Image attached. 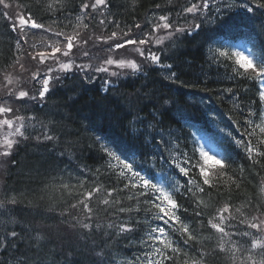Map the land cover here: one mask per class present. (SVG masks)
Masks as SVG:
<instances>
[{
	"label": "trees",
	"instance_id": "1",
	"mask_svg": "<svg viewBox=\"0 0 264 264\" xmlns=\"http://www.w3.org/2000/svg\"><path fill=\"white\" fill-rule=\"evenodd\" d=\"M8 1L19 5L21 11L30 12L33 19L51 31L30 30L32 33L31 37L30 34L27 36V42L23 43L22 40L17 46L15 33L8 23L4 22L0 11V75L8 71L14 72L16 69L13 68L14 64L20 61L21 54L28 63H31L33 60L30 53L36 52L35 50L49 51V36L55 38L54 33L61 31L69 34L77 25H81L77 19L82 14L81 6L94 2V0ZM107 2V8L101 6L95 13L91 9L85 11L84 19L93 26L95 22L91 24V21L95 16L100 21L104 20V24L100 25L102 28L96 26L93 28L103 33L116 31L120 34L122 30L127 31L129 28L132 29V33L137 31L148 33V30H152V24L159 22V16L169 10L172 13L179 9L182 14L183 9L191 3H196V0H107ZM49 4L52 5L51 9L48 7ZM248 4L252 10L260 9L256 17L240 9H234L229 14L230 29L240 30L250 26L253 31L251 42L253 50H256L257 54H262L264 8L257 5L264 4V0H248ZM157 5L160 7L157 8ZM183 16L189 19L190 14ZM136 24L141 26L140 29L135 28ZM221 29L224 30L213 23H202L200 30L192 34V37L185 36L181 42L174 40V43L165 47L166 50L160 54L161 64H172V68H164L166 69L165 73H162L164 78L152 68L153 66L140 67L136 75L130 69H123L122 71H129L128 75L118 77L106 91H103V80L100 75H96L93 81L86 82L81 73L68 72L58 81L52 82L51 90L42 102L20 104L19 109H23L25 119L30 120L29 124L32 126L25 132L27 139L22 138L14 146L8 158L7 170L4 175H0L2 197L0 201L7 205L8 213L0 215V228L1 221L6 220L4 234L15 231L19 235L15 239L9 238L6 247L0 248V264H136L135 258L143 257L148 251L140 243L145 229L117 234L116 227L108 228L109 224L119 225L127 222L129 215L135 220L143 221L144 213L118 212L121 206L129 208L135 205V201L127 199L129 195L127 191L114 192L111 197L107 195L108 189L121 188L123 181L114 169L108 167L109 157L104 153L103 141L100 139L103 138L112 150L121 155V158H124L125 153H135L134 160L139 162L134 166L140 169L144 166V161L146 163L153 158L167 160L169 155L166 149L170 146L161 143L162 140L153 147L144 145V141L149 142L151 139L145 134L149 122L155 121L162 129L166 126L164 123L176 124L173 129H165V133H168L166 138L171 132V137L176 139L179 149L187 152L192 157L191 162L195 164L199 158L193 155L187 134L176 120L179 109L177 103L183 104L176 101L183 89H200L215 98L217 92L220 98L228 97L232 104L231 115L227 121L218 120L221 124L220 129L233 133L235 137L241 136L240 139H247L245 117L248 118L249 108L254 104V90L244 82L236 84L232 69L221 68L220 65L223 64L212 61L209 48L214 49L216 42H212L214 40H210L209 37L215 39L217 32H223ZM142 37L129 35L127 38ZM122 38H124L122 35L118 36V42ZM32 43L36 45L35 50L29 48ZM112 43L113 41H108V44ZM164 44H168V41ZM97 46L96 42H92L89 44V50L97 51ZM79 51L80 48L73 49L74 53ZM107 58L105 56L104 60ZM171 72L176 73L175 82L165 79ZM24 85H30V82L19 84ZM137 118H140L141 122L137 123ZM158 119L159 123L156 121ZM120 123L125 126L123 132L136 131V138L124 148L120 147L122 138L118 126ZM45 134L55 139L44 140ZM233 140L223 139V143L229 145L230 155L226 160L227 168L223 170L226 175H221L220 170L212 174L213 183L217 187L210 189L203 185L198 169L194 168L188 178L196 177L205 191L199 193L197 188L192 186V192L196 194L193 196L186 194L183 187L181 194L176 196L177 202L181 205L178 215L190 226L196 239L185 244L179 233H173L172 238L181 249V254L177 256L169 252L168 254L173 255L175 259L167 264H192L193 260L200 261L201 264H232L234 255L230 250L231 243L236 242L231 240L225 245L228 252H221L218 247L219 234L210 228L208 219L221 203H228L231 208L241 210L239 216L234 219L236 222L243 217H249L255 210L264 212V198L260 192L264 184V158H260V163L254 165L247 158L243 148L237 147ZM253 143H256V137H253ZM157 144L160 146L157 147ZM171 150L178 154L174 147ZM261 150H264V147ZM111 163L116 165L117 161L112 160ZM149 173L151 176L154 175L152 171ZM180 178L184 181L183 186H187L186 178L183 176ZM80 181H84L83 187ZM65 185L68 187L65 188ZM96 186H100L101 191L90 201L93 213L89 219L78 201L82 198L80 195L82 192L91 191ZM11 198L16 200L14 205L9 203ZM104 199L120 200L121 203L105 206L101 203ZM199 200L204 201V204L198 205ZM73 204L77 207L73 208ZM183 209H187V212ZM196 211H200L201 216L197 217ZM85 223L92 227L83 228L82 225ZM153 223L162 224L160 221Z\"/></svg>",
	"mask_w": 264,
	"mask_h": 264
},
{
	"label": "snow or ice",
	"instance_id": "2",
	"mask_svg": "<svg viewBox=\"0 0 264 264\" xmlns=\"http://www.w3.org/2000/svg\"><path fill=\"white\" fill-rule=\"evenodd\" d=\"M0 4H4L5 8L11 7L10 4L4 3V0H0ZM101 6L104 8L108 7L107 0H94L93 3H84L82 7V14L91 9L93 13L97 12ZM258 7L264 8V4L257 5ZM17 7H20L17 5ZM27 7V6H25ZM49 9L52 8V5H48ZM160 6L157 5V8ZM234 9H246L248 12L252 11V8L248 6V0H197L196 3H191L190 6L183 9V13L192 14L194 17H204L200 23H193L190 27H185L183 25H174L169 22L168 15H161L158 18L159 22L152 24V30L150 33H141L143 38H127L132 32V29L129 28L127 31H123L118 34L116 31H113L110 36L95 37L96 41L103 40L105 44L108 41H113V44L108 45L110 51L115 49H124L126 45H139L136 51L145 61L157 65L161 68L171 69L172 64L163 65L161 64L160 54L148 50L145 54L144 47L145 45L156 44L162 45L165 40L174 41L177 36L180 34L187 33L191 35L193 31L199 30L202 23H213L218 27L223 28L225 33L231 27V16L230 13ZM103 15V13H101ZM3 17L8 20L11 24L12 31H18L20 33L19 38L17 39V46L20 45L21 40L26 42L28 36V30L30 29H44L45 31H51V29L45 28V25L38 23L33 19L30 12H21L16 15L15 19L10 17L7 12L2 13ZM81 17H77L79 20ZM101 24H104V20L100 21ZM79 27V25H77ZM87 28V25H84ZM117 27L119 25L117 24ZM140 25L136 24L135 28L140 29ZM161 30L165 31L164 36H157L156 34ZM56 37H63V41L57 40L55 45H49V51H39L32 56L33 60H37L40 64H44L46 60L53 61L57 68V75H52L54 69L52 67H47V73L43 76V79L40 81L41 88L38 91V95H33L30 97L31 100L42 102L46 95L50 92V85L53 81H58L61 79L62 73H68L73 70V68L79 70L82 75V78L86 82H91L95 79V76L92 75L100 73H107L110 76L119 77L122 73L119 71H110L109 66L115 65L117 69H130L132 72L140 70V65L136 63L135 60H126V59H113L111 55L108 56L103 63L93 68L91 64H77L73 57V49L81 48L82 45L89 44L92 41V37L89 36L87 39L81 37L80 33L73 31L72 34H65L63 31L54 33ZM122 35L125 39L123 42H118V36ZM210 40H214L213 37H209ZM216 42V41H214ZM35 47V45H33ZM230 46H226L223 43H220L219 48H209V53L211 54V59L213 62L220 64L225 61H231L230 67H232L233 73L237 76H240L244 79L253 80L259 85L258 97L259 101L264 104V53L259 56H255L252 53L246 55L242 51H229ZM59 54V55H57ZM82 55L84 57L89 56V51H83ZM62 58H67L66 60ZM23 69V65H21ZM40 75L39 72L34 73L32 79L35 80ZM176 73L171 72L165 79H170L173 82L176 80ZM8 84H12L10 77H6ZM110 86L108 80H104L102 84V90L106 91L107 87ZM231 91V89H228ZM11 92V89H9ZM25 97H29V92L21 90L16 95L17 101H22ZM3 99V98H0ZM167 103V102H166ZM13 113V108L6 105L5 103H0V116L3 118L0 119V130H4L6 126V131L3 132L2 139H0V148L3 151H0V155L8 156L11 155L12 149L16 144H18L19 138L27 139L25 132L28 127H31V124L25 123V117L14 115L13 118H8L6 114ZM256 115V113L249 110V117L245 118V136L247 139H234L233 142L237 147L243 148L244 152L247 155V158L252 161V163L259 164L260 158H264V150H261L264 147V113H260L261 123L254 124V121L250 118L251 116ZM153 118L155 119V113H153ZM137 123L141 122L140 118H137ZM159 123V122H158ZM155 125L151 122L147 125L145 134L151 136L152 139H155V136L152 134L150 129H153ZM251 129V131H249ZM258 129V132H257ZM159 134V133H157ZM229 135H231L229 133ZM253 137H256V143H253ZM44 140L52 141L55 138L51 135H44ZM99 140V138H97ZM161 143H164L168 146L166 150L169 152L167 160L173 165L174 170H178V173L183 177H190V173L193 169H198L199 178H202V184L208 186L210 189L217 187L213 183L211 170L219 169L221 175H226L223 171L227 168L225 160L227 157L218 158V153L210 154L209 151H206L204 146L201 145L198 148H194L193 155L198 153L199 159L193 164L192 157L188 155L187 152L179 149L176 144V139L171 137V132H169V137L162 139ZM160 145L157 144V147ZM104 153L109 157L108 167L114 169L116 174L123 181L121 188H110L107 190V195L111 197L114 192H124L129 193L127 199L129 201H135L134 207H119V213H144V220L139 221L129 215V220L127 222H122L119 225L109 224L108 228H117V234L124 233H133L141 228L145 229L144 236L141 238L140 243L144 245L148 251L144 253L143 257H136V264H167L169 261H174L175 257L169 255L171 252L179 256L181 254V249L177 245L176 241L173 240V233H179L181 237L184 238V243L188 244L196 239L193 236L190 226L181 219L178 213L181 211V205L177 202L176 195L181 194V188L184 187L186 194H196L192 192V186H195L199 193L205 191L198 182L196 177H191L187 179V186H182L178 181L163 184L161 182H154L152 176L149 175L147 171L142 169H137L134 164L135 153H125L124 158H121V155H118L116 151L112 150L109 146L103 145ZM175 148V154L171 149ZM112 160L117 161L116 165L111 163ZM132 161V162H129ZM81 187L84 185V181H80ZM65 188L68 186L65 185ZM237 187L239 185L237 184ZM101 191L100 186L93 187L91 191L82 192L81 199L78 201L82 205L87 217L92 218L93 209L90 206V201L96 193ZM261 193H264V187H261ZM4 202L0 201V205ZM9 203L15 204V198H11ZM101 203L105 206L110 204L120 205V200L111 201L109 199H104ZM198 205H203L204 201H197ZM207 206V205H205ZM73 208L77 207L76 204L72 205ZM187 212V209H183ZM239 208L236 209V212H240ZM200 211H196L195 215L197 217L201 216ZM231 212V205L225 203L222 207L218 208L215 214L208 219L207 223L211 229H214L216 233L219 234V250L221 252L227 251L225 245L231 241V237L234 235L243 236V237H253L251 239L250 248L251 249H260L261 258L259 260L255 259L254 256L250 253L247 256L246 260H242L241 264H264V237H255L254 233L251 231H246L243 233L239 232H230L227 231V228L234 227L229 224V221L234 219ZM153 221H160L162 224H154ZM218 221V222H214ZM241 224H246L247 228L250 230H256V233L264 232V219L259 216H253L250 220L244 219L240 221ZM83 228L89 229L92 227L90 224L85 223L82 225ZM98 227V226H97ZM169 227L171 231H169ZM18 233L15 231L6 232L3 235H0V248L6 247L7 241L9 238L15 239L18 237ZM228 237L226 241L224 238ZM39 239V237H37ZM233 255L240 251V248L236 243H231V249ZM192 264H201L200 261L193 260ZM232 264H235V260H232Z\"/></svg>",
	"mask_w": 264,
	"mask_h": 264
},
{
	"label": "rangeland",
	"instance_id": "3",
	"mask_svg": "<svg viewBox=\"0 0 264 264\" xmlns=\"http://www.w3.org/2000/svg\"><path fill=\"white\" fill-rule=\"evenodd\" d=\"M6 4H9L7 2H4ZM11 7H8V8H5L4 7V4H0V10L1 9H6L7 11L8 10H11L13 11L14 8H15V5L14 4H10ZM86 12H84L83 14H80L78 17H81L79 20L81 22V25H79V27H76L75 29H73L69 34H72L73 31H77L80 33L81 37H83L84 39H87L89 36L92 37V42H96L98 44L97 48L98 50L97 51H90L89 50V44H86V45H82L81 48H80V51L79 53H74L73 54V59L75 60V63L77 64H91L93 68L95 67H98L100 66L103 61H104V58L105 56H109L111 55L113 59H126V60H135L137 64H140V65H147L149 64V62L145 61L143 59V57H141L139 55V53L136 51L137 47H139V45H126V47L124 49H115L114 51H110L109 50V47L108 45H111V44H105L103 40L101 41H96L95 40V37L97 36H103V37H107V36H110L111 33L109 32H104L103 31H99L98 29H95L93 27H97V28H102L100 25H103L100 23V20L93 16L92 18V21H91V24L93 23V21L95 22V24L92 25H89L88 21H86L85 18V15ZM179 17L182 18L181 14H178ZM11 17H13V15H11ZM176 16L175 15H172V19H174ZM154 22V21H153ZM155 23V22H154ZM185 23L183 22L182 25H184ZM84 25H87L88 27L85 28ZM151 30H148V33H150ZM16 33H18V35H20V33L18 31H16ZM141 31H137L135 33H130L129 35H131V37H142L141 35ZM133 34V36H132ZM17 35V36H18ZM158 37L159 36H164L165 35V31L164 30H161L160 32H158L156 34ZM30 37H31V34H30ZM143 38V37H142ZM123 39L125 38H122L121 41L119 42H123ZM59 40V41H63V37H55L53 38L52 35L49 36V42L51 45H55L56 41ZM22 41V40H21ZM165 41H168V40H165ZM164 41V42H165ZM27 42V40H26ZM24 40H23V43H26ZM113 44V43H112ZM33 45H35V43L31 44L30 45V48L32 49H36V45L35 47H33ZM47 45V44H46ZM144 47V50H145V54H147L148 50H151L153 52H159L158 50V47L159 45H156V44H150V45H145L143 46ZM51 50V49H50ZM49 50V52H50ZM36 52H39L37 50H35ZM83 51H89V56L88 57H84L82 55ZM106 51V53H105ZM242 52H244L246 55H248V51L246 50H240ZM36 52H32L30 53V58H32L33 55H35ZM59 55V54H57ZM64 60H66L67 58H62ZM20 61H18V63L14 64L15 66L13 68H16L14 72H10L8 71L7 73H3L2 75H0V92L1 94H4V92H7L9 89H12V91L14 92L13 96L12 97H9V98H3L1 99L3 101V103H5L6 101V105L7 106H11L13 108V113H8L6 114L8 116V118H13L14 115H18V116H21L19 113V109L17 108L21 102L23 101H27V100H31L30 97L34 95L35 92H38L41 88V83L40 81L43 79V76L47 73V67H52L54 69V72L52 73V75H57V72H58V68L56 66V64L51 61V60H46L44 64H40L38 62V59L37 60H33L31 63H28L26 61V58L23 54L20 55V58H19ZM78 61V62H77ZM27 62V64L25 63ZM21 65H23V69H21ZM35 66V67H33ZM47 66V67H46ZM110 67V71H119L120 73H122L121 69H117L115 65L113 66H109ZM39 72L40 75L37 77V79L33 80L32 79V76L34 73H37ZM73 72H79V70L73 68V70L69 73H73ZM80 73V72H79ZM125 73V72H124ZM65 73H62L60 74L61 77L62 75H64ZM92 75L96 76V75H100L102 79H106V78H117L115 76H110L109 74L107 73H100V74H95L94 72L92 73ZM6 77H10L11 80H12V84H8L7 80H6ZM26 82H30V85H24V86H19V84L21 83H26ZM36 87H35V86ZM29 86V87H28ZM21 90H24V91H28L29 92V97H25L22 101H17L16 100V95H18V92L21 91ZM0 94V96H1ZM27 120L25 119V123L27 124L26 122ZM6 131V126H5V129L4 130H0V139H2V136H3V132ZM27 132V130H26ZM198 139H199V145H203L205 150L206 151H209L210 154H213V153H218V158H221V155H220V152L219 150H217V148L215 147L214 144H211L209 142V140L201 137L200 135H197ZM18 140H21L22 138H17ZM0 151H3L2 148H0ZM7 158L8 156H3V155H0V175L2 173V171L6 168L7 166ZM4 175V173H3ZM1 197V195H0ZM2 198V197H1ZM0 209H1V206H0ZM6 220H2L1 223H5ZM261 237H264V234L261 235Z\"/></svg>",
	"mask_w": 264,
	"mask_h": 264
},
{
	"label": "bare ground",
	"instance_id": "4",
	"mask_svg": "<svg viewBox=\"0 0 264 264\" xmlns=\"http://www.w3.org/2000/svg\"><path fill=\"white\" fill-rule=\"evenodd\" d=\"M3 117L2 116H0V119H2ZM170 126H176V124H170Z\"/></svg>",
	"mask_w": 264,
	"mask_h": 264
}]
</instances>
